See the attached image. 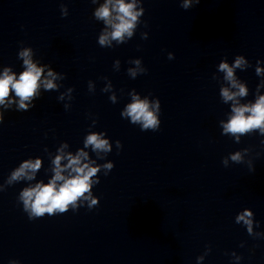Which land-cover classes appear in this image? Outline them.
Masks as SVG:
<instances>
[{
    "label": "clouds",
    "instance_id": "9594fccd",
    "mask_svg": "<svg viewBox=\"0 0 264 264\" xmlns=\"http://www.w3.org/2000/svg\"><path fill=\"white\" fill-rule=\"evenodd\" d=\"M95 3V0H92ZM200 3V0H196ZM190 0H184L181 7L187 9ZM62 15L66 16V8L62 5ZM115 13V14H114ZM144 14V9L136 10V0L132 3H126L125 0H106V2L95 11V17L103 20L107 26L111 27V32H105L99 37V44H110V40H116L118 43H125V36L131 39L133 31L138 24V17ZM142 38H147V33L142 34ZM18 57L23 60V71L20 72L19 77L10 68L4 69L3 75L0 76V105H3L5 110L14 102L9 100L11 93L19 98L17 111H28L34 107L32 103L33 98H39L38 90L43 85L45 90L55 89L56 85L53 83L55 76L52 71L48 72V76L52 79L42 78L43 68L37 67L32 60L31 49L25 48L18 53ZM169 59H173V54H168ZM119 63V61H117ZM134 63L139 66L141 61L135 60ZM261 62L257 61V65ZM249 66V62L245 60L243 55L235 57L234 64L221 61L219 63L218 71L224 73L223 79L228 82L229 87H221L220 95L224 103L232 101L231 117L227 123H222L223 134H231L236 137V142L239 143L240 136L258 130L259 134L264 136V95H259L255 103L240 104L237 97H246L248 89L244 83H240L234 73V69L239 68L245 70ZM147 69H140L141 74L145 73ZM257 76L264 75V69L260 67L255 68ZM129 73L133 78L136 76L134 70L129 69ZM215 79V76H213ZM260 87H264V82L257 86V92ZM234 88L237 91H231ZM63 99V97H60ZM115 101V97H111ZM161 105L157 98L154 102V109L150 106L147 99L141 100L138 96L133 95V102L128 104L122 116L130 117L132 124L139 123L142 131L152 130L156 131L160 127V113ZM4 120V113L0 112V123ZM117 147H122L120 141H116ZM92 147L96 152H109L111 150L108 140L102 139L101 135L90 134L87 136L84 147ZM247 151V150H245ZM88 153L80 150L77 155H67V164L61 165V160L64 159L63 149L55 156L53 161L54 176L48 183H36L34 187H26L19 193V201L23 204V210L28 214L30 220L42 218L45 214L53 216L56 214H63L69 209L77 210L79 207L87 203L89 209L98 206L99 200L94 198L91 194V187L93 184H99L100 180L93 181V177L100 171V167L90 166V163H82V158L87 159ZM230 159L235 163H242V155L240 152L231 154ZM222 163L225 167L228 166V160L223 159ZM108 174L114 167L113 163L103 165ZM41 168V160L36 159L33 163L26 159L23 163L11 171L5 184L10 186L22 178L33 180L35 173ZM251 169V168H250ZM70 170L69 174L65 176L63 173ZM254 170V169H253ZM59 182V183H58ZM5 188H0L3 191ZM81 203L78 204L77 202ZM71 206V208H70ZM253 213L245 210L236 216L235 222L246 227L247 233L253 235ZM258 226V223H256ZM264 234L256 233L255 237H260ZM243 246V245H241ZM211 249H206L205 255ZM235 260L239 261L240 256L232 253ZM203 257H198V261ZM10 264H18V261H10Z\"/></svg>",
    "mask_w": 264,
    "mask_h": 264
},
{
    "label": "water",
    "instance_id": "95a60500",
    "mask_svg": "<svg viewBox=\"0 0 264 264\" xmlns=\"http://www.w3.org/2000/svg\"><path fill=\"white\" fill-rule=\"evenodd\" d=\"M233 252L241 257L239 261ZM13 260L18 264H264V237L157 239L0 232V264Z\"/></svg>",
    "mask_w": 264,
    "mask_h": 264
}]
</instances>
